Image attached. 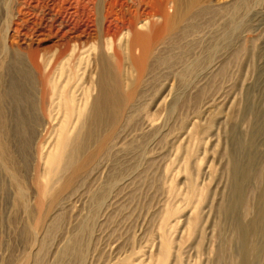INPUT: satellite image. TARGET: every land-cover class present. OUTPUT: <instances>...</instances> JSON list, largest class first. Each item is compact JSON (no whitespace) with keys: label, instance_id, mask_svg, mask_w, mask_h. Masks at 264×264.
I'll return each mask as SVG.
<instances>
[{"label":"bare ground","instance_id":"bare-ground-1","mask_svg":"<svg viewBox=\"0 0 264 264\" xmlns=\"http://www.w3.org/2000/svg\"><path fill=\"white\" fill-rule=\"evenodd\" d=\"M219 1L16 0L8 45L14 52L25 53L27 64L14 62L18 79L12 77L8 84L0 80V88H7L1 101L3 105L6 99L11 102L10 116L0 107L4 163L18 171L7 136L24 134L30 124L40 128L45 134L41 160L47 166L46 181L38 184L42 197L48 193V181L64 164L77 172L84 167L86 161L81 164L78 158L89 153L90 141L97 144L93 158L106 151L119 128L122 138L143 112L140 90L154 69L170 64L183 50L208 42L213 28L220 25ZM224 27L232 34L236 24ZM219 37L211 39L212 51L219 48ZM46 54L49 60L43 68L40 58ZM221 67L216 63L208 69L215 72ZM171 91L154 105V114H144L149 129L158 125L164 111L172 114L176 109L178 100L166 106ZM253 128L246 139L232 129L235 147L222 170L204 163V157H195V150L186 147L176 171L184 173V186L166 188L165 200L155 212L154 235L125 264H198L185 260L191 253L198 258L208 253L206 260L214 256L213 264H264V149L256 144L259 137L264 138V126ZM203 131L195 122L186 128L185 140L194 147L203 145L206 155L211 139ZM171 171L175 170L166 168L165 174ZM218 173L227 177V192L218 194L216 184L211 196ZM224 233L223 246L214 249L216 237L221 239ZM80 243V236L72 237L64 255L80 254ZM10 264L51 263L45 261L42 250L34 248Z\"/></svg>","mask_w":264,"mask_h":264},{"label":"rangeland","instance_id":"rangeland-1","mask_svg":"<svg viewBox=\"0 0 264 264\" xmlns=\"http://www.w3.org/2000/svg\"><path fill=\"white\" fill-rule=\"evenodd\" d=\"M218 7L220 25L213 28L208 42L183 50L147 77L138 99L144 110L127 127L126 136L119 138L123 133L119 128L113 140L116 144L94 158L91 154L97 144L90 141L89 153L78 158L81 164L86 161L84 167L77 172L64 164L48 181L46 196L38 192L39 182L46 181L47 166L41 160L44 132L30 124L24 134L6 137L19 163L18 171L13 172L15 166H7L0 156V264H10L34 248L42 250L43 258L51 264L132 261L154 235L155 212L165 200L166 188L170 184L184 186V173L176 171L177 159L185 155L186 147L195 150V157H204V163L222 170L235 147L232 129L246 139L252 127L264 126V0H220ZM16 13V0H0V80L5 84L12 77L18 79L14 62L27 64L25 53L14 52L8 45ZM224 24H236V29L227 34ZM213 36H220L215 51L210 48ZM40 59L44 68L49 55ZM216 63L222 67L211 72L209 66ZM5 89L0 88V107L10 116V100L4 105L1 101ZM170 91L166 106L178 100L176 109L172 114L164 111L157 118L158 125L149 129L144 114H154V105L169 97ZM195 122L211 139L206 155L203 145L186 143V128ZM8 125L13 129L12 123ZM263 142L259 137L256 144L264 149ZM166 168L175 171L166 175ZM220 173L211 196L216 184L218 194L226 191L227 177ZM224 235L216 237L214 249L223 246ZM76 236H80V254L64 255V248ZM207 256L198 258L191 253L185 260L213 264L214 256L209 262Z\"/></svg>","mask_w":264,"mask_h":264}]
</instances>
